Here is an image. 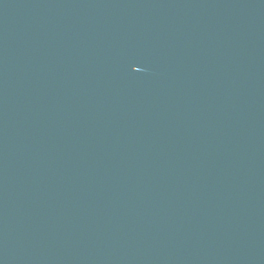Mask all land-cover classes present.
I'll return each mask as SVG.
<instances>
[{
	"label": "water",
	"instance_id": "water-1",
	"mask_svg": "<svg viewBox=\"0 0 264 264\" xmlns=\"http://www.w3.org/2000/svg\"><path fill=\"white\" fill-rule=\"evenodd\" d=\"M0 264H264V0H0Z\"/></svg>",
	"mask_w": 264,
	"mask_h": 264
}]
</instances>
